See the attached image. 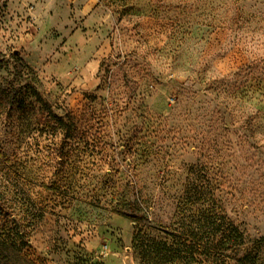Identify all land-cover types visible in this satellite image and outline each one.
<instances>
[{
    "label": "rangeland",
    "instance_id": "1",
    "mask_svg": "<svg viewBox=\"0 0 264 264\" xmlns=\"http://www.w3.org/2000/svg\"><path fill=\"white\" fill-rule=\"evenodd\" d=\"M9 84L0 264H264V0H0Z\"/></svg>",
    "mask_w": 264,
    "mask_h": 264
},
{
    "label": "trees",
    "instance_id": "2",
    "mask_svg": "<svg viewBox=\"0 0 264 264\" xmlns=\"http://www.w3.org/2000/svg\"><path fill=\"white\" fill-rule=\"evenodd\" d=\"M26 86V85H25ZM20 87V88H15L13 87L11 84H9L8 86L5 87H0V116L4 115L5 113H7L8 111H10L16 104V100L19 97L20 94L27 92L28 96H32L35 99H37V101L39 102V95L36 94V91L33 89L31 90L30 87ZM56 120L58 122V124H61L62 126L66 127L67 125L60 120L58 117H54L53 120ZM190 189L187 188V191H189ZM2 198H1V194H0V214H2L3 212H5L6 206H4L3 202H2ZM124 216V215H122ZM125 217V216H124ZM127 219H136L134 216H130V217H126ZM218 228H216V230H218ZM220 230V229H219ZM177 238V243L176 245L178 246L176 249L172 250L169 249L167 246L164 247L165 248V253H162V250H160L159 252L155 250V246L154 245H145V250L143 253V257L144 260H146V262L148 264H178L180 261V257H179V253L181 252L180 248L184 247L185 245L182 244V236H177L175 235ZM236 238H238L237 234H236V228L232 227L231 231L229 233V235L227 236V239H231L232 242L234 243V241L236 240ZM179 243V244H178ZM165 246V245H163Z\"/></svg>",
    "mask_w": 264,
    "mask_h": 264
}]
</instances>
